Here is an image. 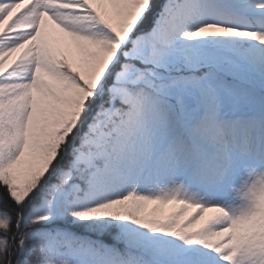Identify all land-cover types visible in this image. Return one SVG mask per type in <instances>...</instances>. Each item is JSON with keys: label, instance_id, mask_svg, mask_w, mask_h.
Listing matches in <instances>:
<instances>
[{"label": "snow or ice", "instance_id": "1", "mask_svg": "<svg viewBox=\"0 0 264 264\" xmlns=\"http://www.w3.org/2000/svg\"><path fill=\"white\" fill-rule=\"evenodd\" d=\"M0 264H264V0H0Z\"/></svg>", "mask_w": 264, "mask_h": 264}]
</instances>
